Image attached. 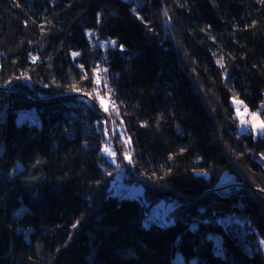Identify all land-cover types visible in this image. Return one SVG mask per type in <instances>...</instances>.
I'll return each mask as SVG.
<instances>
[{"label":"trees","instance_id":"1","mask_svg":"<svg viewBox=\"0 0 264 264\" xmlns=\"http://www.w3.org/2000/svg\"><path fill=\"white\" fill-rule=\"evenodd\" d=\"M233 97L264 118V0H0V264H264Z\"/></svg>","mask_w":264,"mask_h":264},{"label":"rangeland","instance_id":"2","mask_svg":"<svg viewBox=\"0 0 264 264\" xmlns=\"http://www.w3.org/2000/svg\"><path fill=\"white\" fill-rule=\"evenodd\" d=\"M88 97L93 98L92 95H88ZM234 101H241V100L233 97L232 101H231V103H232V105L236 111V116L238 119L240 131L244 132V133H252L255 137H258V136L264 137V134H261V130L259 129V127L253 126L254 124L259 123V121L253 119V116H252L253 113L249 114V113L245 112L244 104H237ZM109 107L111 110H112V108H114L113 104H112V108H111V104ZM237 108H239V114L237 112ZM258 116H259V120H264L263 117H261L260 115H258ZM105 118L107 119L106 114H105ZM248 121H251V122H248ZM109 131L111 132L110 129H109ZM114 147L116 148V146H114ZM108 149H110L112 151V148L110 146L108 147ZM107 152H109V151H107ZM121 165L123 167V169L120 170L122 174L113 183L114 193H117V194L120 193L125 197H131V198L143 196L144 195V187L142 184L133 183V182L125 183L123 181L124 180L123 175H126L127 173L129 174V171H128V167H127V164H126L124 159H122ZM231 182H233V177L229 174H225L222 177L221 185L231 183ZM123 189H125L126 192ZM173 207H174L173 203L169 202L167 200H162L161 202H159L157 204V206L155 207V210H153V212H154L155 218H156L157 222L159 223V225L169 226L172 223H174L173 219L168 218L169 211L172 210ZM151 218H152V215H151ZM175 264H197V263H196L195 259H191L189 262H187L184 259V257L182 256V254L177 253L176 257H175Z\"/></svg>","mask_w":264,"mask_h":264},{"label":"snow or ice","instance_id":"3","mask_svg":"<svg viewBox=\"0 0 264 264\" xmlns=\"http://www.w3.org/2000/svg\"><path fill=\"white\" fill-rule=\"evenodd\" d=\"M111 43L113 44V46H115V42H114V41H112ZM121 47H122V46H121ZM73 55H79V53H74ZM34 59H35V58H34ZM103 71H107V69H103ZM95 82H96L97 84L101 83V79L99 78V76H97ZM89 95H90V94H89ZM100 102H101V106L103 107L104 111L107 112V111H108V105H107V103L105 102V100H104L103 97L100 98ZM234 102L237 103V104H243L242 101H234ZM113 107H114V102H113ZM237 112H238V114H239V108H237ZM245 112H247V107H246V106H245ZM252 116H253V119H254V120L259 121L258 124H254L253 126H254V127H259V129L261 130V134H264V120H259V116H258L256 113H253ZM248 122H251V121H248ZM126 142H127V143H130V142H131V141H130V138H129V140L126 141ZM105 151H109V152H111V150L108 149V148H105Z\"/></svg>","mask_w":264,"mask_h":264},{"label":"built area","instance_id":"4","mask_svg":"<svg viewBox=\"0 0 264 264\" xmlns=\"http://www.w3.org/2000/svg\"><path fill=\"white\" fill-rule=\"evenodd\" d=\"M88 99H90L91 101H92V98L91 97H88ZM111 108H112V104H111ZM113 110L115 109V106H114V108H112ZM255 159L259 162V164L262 166V168L264 169V155H262V154H256L255 155ZM219 192H221L222 191V189H219L218 190ZM226 222H228V223H236V224H238V223H240L238 220H236V219H234V220H232L231 219V217L230 218H227L226 219Z\"/></svg>","mask_w":264,"mask_h":264}]
</instances>
